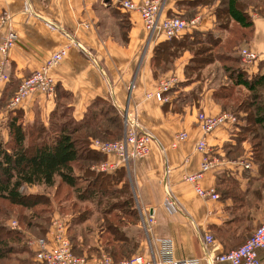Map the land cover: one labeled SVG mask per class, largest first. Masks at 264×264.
Returning <instances> with one entry per match:
<instances>
[{
  "label": "crops",
  "instance_id": "crops-1",
  "mask_svg": "<svg viewBox=\"0 0 264 264\" xmlns=\"http://www.w3.org/2000/svg\"><path fill=\"white\" fill-rule=\"evenodd\" d=\"M24 1L29 5V12L22 10ZM183 1L164 0L162 13L183 17ZM118 2L0 0V11L9 13L7 22L0 26V39L8 28L17 33L15 43L6 52H0L1 71L7 79L18 80L19 84L49 53L64 47V54L50 74L57 91L67 94V97L57 95L62 98V106L68 107L70 117L80 121L95 101H104L119 112L122 127L126 113L152 136L148 154L140 159H129L126 165L115 155H104V160L113 164L108 172L119 167L124 170L132 194L138 218L135 226L141 232L133 254L142 255L147 264H156L165 258L157 242L168 240L170 252L166 254L174 261L227 264L209 262L208 258L238 246L256 226L264 223V186L252 160L250 142L238 139L242 125L238 117L234 123L219 125L205 135L206 153L194 148L201 137L197 113L214 115L223 111L212 94L218 80L209 68L219 63L217 60L208 63L200 79L183 83V65L190 56L184 50L167 69L154 74L152 47L164 37L148 39L138 11L123 10ZM213 5H197L193 15H200L199 22L185 30L211 29L216 35L223 34L214 26ZM247 11L252 19V32L249 40L239 47L257 52L255 60L243 65L251 75L264 70V10L259 13L249 6ZM170 74L176 81L162 93L165 100L147 96L156 89L161 77ZM5 81L0 80V91ZM54 105L53 94L47 96L33 91L17 108L22 110L25 122L38 118L46 125ZM5 116L4 108L0 110V120ZM179 131L187 136L171 147L172 137ZM203 156L214 159L215 164L203 173L199 184L202 188L213 187L217 199L198 197L192 185L182 179L198 170ZM239 161L248 167H243ZM166 190L175 201V211L163 203ZM148 214L153 217L150 225L146 223ZM94 222V219L85 220L87 225ZM205 234L212 237L211 244L203 245ZM86 236L89 243L81 245L79 250L89 259L86 264H93L92 259L103 252L100 231L97 226L95 230L93 227ZM89 244L95 246L98 254L88 250ZM260 258L264 264V251Z\"/></svg>",
  "mask_w": 264,
  "mask_h": 264
},
{
  "label": "trees",
  "instance_id": "trees-1",
  "mask_svg": "<svg viewBox=\"0 0 264 264\" xmlns=\"http://www.w3.org/2000/svg\"><path fill=\"white\" fill-rule=\"evenodd\" d=\"M182 3L185 7L182 16L186 19L193 15L197 5L214 4V26L223 34L191 28L157 41L152 47V71L154 74L164 71L175 57L187 50L190 56L183 65V83H188L201 78L205 65L218 61L227 83L216 87L213 97L223 111L234 113L242 121L238 139L250 142L252 160L264 186V70L248 75L236 53L251 36L248 7L260 13L264 10V0H184ZM17 86L18 80L6 79L0 91V110L5 108ZM57 94L67 97L65 92L57 91L55 83V105L46 125L38 118L24 122L19 108L6 110L5 137L0 133V264H32L33 252L26 239L43 237L47 231L51 198L43 191H23L29 186L51 190L56 197L64 190L58 199L63 203L57 201L58 209L74 210L69 214L67 236L75 255H81L76 247L77 236L82 233L85 243L90 232L85 220L94 219L93 224L100 231L101 251L114 261L133 255L141 237L135 226L138 218L124 170L119 167L108 172L91 168L105 156L89 147V139H118L122 134L121 115L110 104L95 101L93 108L80 121H75ZM10 220H15L16 225L10 226ZM88 250L98 254L94 245L89 244Z\"/></svg>",
  "mask_w": 264,
  "mask_h": 264
},
{
  "label": "built area",
  "instance_id": "built-area-1",
  "mask_svg": "<svg viewBox=\"0 0 264 264\" xmlns=\"http://www.w3.org/2000/svg\"><path fill=\"white\" fill-rule=\"evenodd\" d=\"M164 0H119V7L123 10H137L142 25L147 32L148 39L162 36L164 38L180 34L188 27L197 25L200 19L198 13L186 19L178 15H166L162 13ZM22 10L29 12V5L23 2ZM9 19V13L6 10L0 11V26ZM17 39V33L12 28H8L0 39V52L4 53L12 46ZM73 42V41H72ZM75 44V42H73ZM65 48L61 47L49 53L43 62L18 84L13 95L5 105L6 110L15 109L21 101L31 92L40 91L44 95L53 94L54 81L50 74L53 65L64 54ZM240 59L243 63L249 64L257 57L255 50L240 47L238 50ZM6 75L1 71L0 80H6ZM176 81L173 74L163 76L159 79L157 87L147 96H152L155 100H165L163 92L169 89ZM197 124L201 131V137L195 143V150L204 154L207 151L205 135L213 128L226 123H234L235 116L228 111H221L210 115L199 112L196 115ZM184 131L175 133L170 142L174 147L179 141L186 138ZM152 136L146 131L140 129L133 117L129 114L123 115L122 134L116 140H101L92 138L89 140V147L105 156L115 155L119 161L126 165L129 159H140L148 154L149 143L152 142ZM243 167H248L242 161L238 162ZM215 164V160L203 156L197 171L186 174L183 180L192 185L193 191L200 198L217 199L218 195L213 187L202 188L199 184L203 173L209 170ZM96 170L109 171L113 164L104 160L94 166ZM163 203L171 210H176L175 201L169 191H165ZM153 222L151 214L146 216V223L150 225ZM10 226H15V220L9 221ZM66 222L58 217H53L50 226L43 237H28L26 243L32 250V264H86L89 259L82 255H75L71 252L69 239L67 236ZM203 245L211 244L213 239L210 235H203ZM160 252L165 258L156 261V264H195V260L174 261L167 254L170 252V242L168 240H158ZM264 251V223L254 228L250 236L240 245L226 252L208 258L209 262L218 261L227 264H262L260 253ZM167 253V254H166ZM168 258V259H166ZM93 264H147V261L140 254H133L126 259L114 261L108 254L100 252L93 259Z\"/></svg>",
  "mask_w": 264,
  "mask_h": 264
},
{
  "label": "rangeland",
  "instance_id": "rangeland-1",
  "mask_svg": "<svg viewBox=\"0 0 264 264\" xmlns=\"http://www.w3.org/2000/svg\"><path fill=\"white\" fill-rule=\"evenodd\" d=\"M239 48L240 47H238L237 49H239ZM239 58H240V56H239ZM240 62L242 63V65H244V63L242 62L241 59H240ZM209 68H210V70L214 71V76L218 80V83L216 84V87H218V86L221 87L225 83H227V79L224 77V74H223L224 72H223V70H222L220 65L210 66ZM239 115H241V113ZM234 116H235V121L238 120L237 116L235 114H234ZM23 121L25 122V118L24 117H23ZM4 123H5V120H3V121L0 120V133L2 134L3 137H4V134H5ZM40 188L41 187H37V186H29V187H25L23 189V191H27V192L43 191V192L47 193L50 196V198H51V199L49 198L50 200H49V205H48L49 208H50V212L48 214L49 215L48 227L50 226L53 217L56 216V217H58L61 220L66 222V226H67L66 229H67V232H68L69 214L72 213L74 210H67V207H66L65 211H61V210L58 209V207H59L58 203H63L62 200L59 201L58 199L60 197H62V195L64 193V190H61L60 193L58 194V196L56 197V196L52 195V191L51 190H42ZM57 201H58V203H57ZM11 218L14 219V217H11ZM88 226L89 227H86V229H88L91 232V230H93V227H94V230H95L97 225L89 224ZM48 227H47V229H48ZM78 231H79V229H78ZM80 235H82V237L77 238L76 247L81 250L82 249L81 245H83V244L88 245L89 240L87 242H85V243H82V240H83L84 236H83L82 233ZM86 238H89V237H86Z\"/></svg>",
  "mask_w": 264,
  "mask_h": 264
}]
</instances>
